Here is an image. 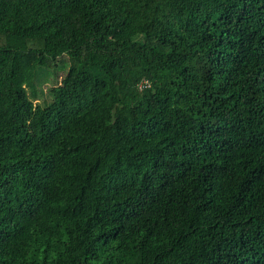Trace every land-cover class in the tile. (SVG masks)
I'll list each match as a JSON object with an SVG mask.
<instances>
[{
    "label": "trees",
    "instance_id": "obj_1",
    "mask_svg": "<svg viewBox=\"0 0 264 264\" xmlns=\"http://www.w3.org/2000/svg\"><path fill=\"white\" fill-rule=\"evenodd\" d=\"M0 264H264V0H0Z\"/></svg>",
    "mask_w": 264,
    "mask_h": 264
},
{
    "label": "rangeland",
    "instance_id": "obj_2",
    "mask_svg": "<svg viewBox=\"0 0 264 264\" xmlns=\"http://www.w3.org/2000/svg\"><path fill=\"white\" fill-rule=\"evenodd\" d=\"M51 84H50V82H44L43 84H42V88L41 89H43L44 91H47V89H48V87L50 86ZM38 91L40 92V89H38Z\"/></svg>",
    "mask_w": 264,
    "mask_h": 264
}]
</instances>
